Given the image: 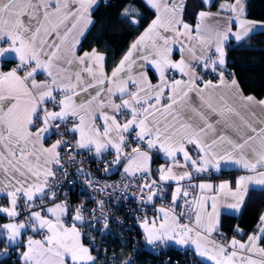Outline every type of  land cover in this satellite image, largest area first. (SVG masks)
I'll list each match as a JSON object with an SVG mask.
<instances>
[{"label": "snow or ice", "instance_id": "obj_1", "mask_svg": "<svg viewBox=\"0 0 264 264\" xmlns=\"http://www.w3.org/2000/svg\"><path fill=\"white\" fill-rule=\"evenodd\" d=\"M102 2L0 0V264H101V255L110 264L88 235L101 231L93 220L108 232L105 201L73 205L64 191L77 175L99 183L70 171L84 157L105 172L122 168L120 188L138 203L153 251L175 245L196 264H264V212L251 233L221 228L224 210L264 195V115L255 112L264 100L225 77V46L264 34V23L246 18V0L215 13V0H200L208 10L193 14L194 26L188 0H120L113 26L137 35L109 63L108 50L82 43ZM156 159L164 163L154 168ZM230 169L243 174L222 179ZM136 258L114 253L111 264Z\"/></svg>", "mask_w": 264, "mask_h": 264}, {"label": "trees", "instance_id": "obj_2", "mask_svg": "<svg viewBox=\"0 0 264 264\" xmlns=\"http://www.w3.org/2000/svg\"><path fill=\"white\" fill-rule=\"evenodd\" d=\"M230 1L228 0V2ZM224 2L225 0H215V7H212L211 10H218L220 4ZM106 4L111 6H105ZM120 7V0H109L107 3H101L95 16L97 24L82 42L84 50H89L91 47H98L102 51L108 50L109 63L112 60L118 59L119 55L126 50L127 45L137 35V33H133L130 30H121L113 26L115 23H118L117 14ZM245 7L247 18L264 21V0H247ZM199 9H202L200 7V0H188L186 21L194 24L196 20L192 19V16ZM152 18L150 12L145 15L146 22ZM261 49H264V34L254 35L239 43L231 42L226 50V67L227 69L232 68V77L236 78L244 93L252 94L257 98L264 96V50ZM157 162H159L158 159L154 161V164ZM239 172V170L230 169L223 173L222 178H233ZM71 198H76L75 192L71 194ZM263 208L264 195L258 192L252 193L251 199L239 214H222V230L231 236L233 235L232 229L236 225H239L245 232H251L255 220L259 217ZM135 228L138 235L141 231L138 223ZM120 230L121 234H123V230L125 229ZM116 242L117 239L115 237L114 239L109 238V246L116 249L118 256L120 253L126 254L127 248L124 246L120 248L119 241ZM188 252L191 257V251L188 250ZM166 253L172 258L181 259L182 256L178 248L171 246L166 249ZM4 264H9V261L5 260ZM136 264H162V262L145 248H140Z\"/></svg>", "mask_w": 264, "mask_h": 264}, {"label": "built area", "instance_id": "obj_3", "mask_svg": "<svg viewBox=\"0 0 264 264\" xmlns=\"http://www.w3.org/2000/svg\"><path fill=\"white\" fill-rule=\"evenodd\" d=\"M109 0H103L102 3H107ZM233 70L232 68H228L225 73V77H232ZM231 74V75H229ZM211 78V77H209ZM81 157H77L79 161ZM83 163H77L75 166H70V171L75 172L77 168H83L85 172L92 174V180L96 181V178L99 177V183L95 184V186L90 187L86 182V177L84 175H77L71 177L74 181L70 184H65L64 191L67 193L68 199L71 201L73 205L85 204L88 208H96L97 201L103 199L104 203V215L112 217L113 219L109 223L108 232H104L102 229L103 221L100 224H95V220H93V224L95 228L101 229L100 232L97 231H89L88 235L93 236L95 238L96 248L103 254L104 250L107 249V258L111 264L113 254L116 253L115 248H111L109 246V238L117 239V242L120 244V248L122 246L130 245L127 248L126 254H131L134 251L139 253L140 248H145L151 254H154L155 257H158V260L164 264V262L170 257L173 261L179 262V264H196V261L190 258L189 252L182 251L180 248L182 256L181 259L172 258L169 254L166 253V249H158L157 251H153L150 246H147L139 234L136 233L135 226L137 225L136 217H140L143 213L139 210L138 203L135 201L134 197L130 194L131 190H128V194L121 190L120 185L122 183H127L123 179L122 174L113 175V176H104L97 172V169H103L102 165L97 162H92L87 157H84ZM108 160H111V157H108ZM106 185H115V188L108 187L105 191H98V188H105ZM76 193V198H71L72 193ZM125 197V198H122ZM97 215H100L99 211ZM151 215V213H149ZM92 219L91 217L86 216V220ZM117 221L122 222V224L117 223ZM258 223V218L255 220L252 231L256 227ZM120 229L123 230V234H121ZM120 230V231H118ZM127 241V242H126ZM116 242V243H117ZM96 254V253H94ZM118 256V255H117ZM101 264H103V255H101Z\"/></svg>", "mask_w": 264, "mask_h": 264}, {"label": "crops", "instance_id": "obj_4", "mask_svg": "<svg viewBox=\"0 0 264 264\" xmlns=\"http://www.w3.org/2000/svg\"><path fill=\"white\" fill-rule=\"evenodd\" d=\"M247 1V0H246ZM231 2V1H230ZM200 10H208V8L207 7H204V8H202V9H199L198 11H200ZM197 11V12H198ZM210 11L211 12H213V13H215V12H217V10H211L210 9ZM247 18V17H246ZM248 20H251V21H255V22H257V23H264V21H261V20H255V19H249V18H247ZM195 23H196V21H195ZM195 23L193 24V26L195 25ZM235 30V29H234ZM231 42H236V41H234V40H232V41H230L226 46H225V53H226V50H227V47L231 44ZM85 51H87V50H85ZM226 66H227V61H226ZM226 79L227 80H229V81H231L232 79H235L236 80V78L235 77H229V78H227L226 77ZM237 81V80H236ZM237 84H238V86H239V83L237 82ZM239 90H240V92L244 95V96H253V97H255L254 95H252V94H246V93H244L242 90H241V87L239 86ZM256 98V100H264V96H262V97H260V98H257V97H255ZM255 112L257 113V114H259V115H264V110H261L259 107H256L255 108ZM159 160V162H157L156 164H154V168L155 167H159L162 163H164V161H163V159H158ZM99 173L101 174V175H105V176H113V175H120V174H122V168H115V167H113L112 169H110V171H108V172H105L103 169H101L100 171H99ZM241 174H243L242 172H239V173H237L233 178H228V177H225V178H222V179H225V180H228V179H234V178H236V177H238L239 175H241ZM215 183H219L220 181L219 180H216V181H214ZM262 212H264V208H263V210H262ZM233 214V212L231 211V210H224L223 212H222V214ZM237 214H239V213H236V214H233V215H237ZM222 216V215H221ZM3 222H6V221H4V220H0V223H3ZM243 229V228H242ZM252 232V231H251ZM251 232H249V233H251ZM237 238H239V237H237ZM171 247H173V248H178L177 246H175V245H170Z\"/></svg>", "mask_w": 264, "mask_h": 264}]
</instances>
